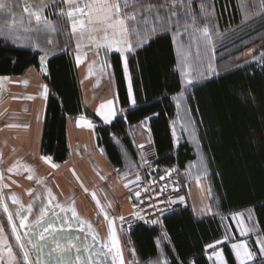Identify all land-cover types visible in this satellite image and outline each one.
<instances>
[{
  "label": "trees",
  "instance_id": "trees-1",
  "mask_svg": "<svg viewBox=\"0 0 264 264\" xmlns=\"http://www.w3.org/2000/svg\"><path fill=\"white\" fill-rule=\"evenodd\" d=\"M156 11L152 9L153 14ZM159 11L164 13V9ZM214 11L221 31L243 23L239 0H214ZM154 23L149 15L144 29H150ZM58 29L60 45L57 51L50 52L48 74L44 75L50 95L42 154L55 163H65L70 155L68 119L79 114L95 120L96 117L83 104L78 70L67 46L68 37L59 25ZM244 49L241 60L245 56ZM236 52L232 54L236 56L240 51ZM261 52H264L263 43L256 55ZM41 57L39 50L14 46L0 39V75L21 76L31 66L41 71ZM109 61L120 105L125 109L110 125L96 127L98 145L105 150L110 163L114 167L123 165L115 136L132 150L128 126L146 118H150L160 168L177 167L183 171L189 163L205 160L214 212L197 218L187 206L181 213L165 218L170 242H164L163 251L170 264H212L208 245L224 238L222 217L232 213L252 209L264 239V61L244 65L238 61L226 68L225 58H221L217 62L219 73L196 84L189 93L188 104L202 157L195 153L189 141L177 148L174 146L172 124L179 113L174 96L183 90V84L172 34L159 32L131 54L129 67L137 99L135 107H130L122 57L113 53ZM158 226L141 224L131 234L138 256L148 263L159 259L156 238L161 231ZM224 253L229 264H237L229 245L224 246ZM251 264H264V258Z\"/></svg>",
  "mask_w": 264,
  "mask_h": 264
},
{
  "label": "crops",
  "instance_id": "crops-1",
  "mask_svg": "<svg viewBox=\"0 0 264 264\" xmlns=\"http://www.w3.org/2000/svg\"><path fill=\"white\" fill-rule=\"evenodd\" d=\"M55 1L56 6H64L67 9V5L60 4L59 0ZM146 3L153 5L163 4V2L154 0ZM156 9L153 7V10ZM139 37L133 39L130 34L129 39L136 42V40H140ZM30 40H32L30 37H25L27 43H30ZM148 42L149 40L146 43ZM78 43L80 47L77 48L76 44L75 48H71L70 51L78 70L83 104L96 117V120L86 114H79L68 119L67 136L70 155L65 163H55L51 157L48 162L42 159V157H45L42 154V139L50 95V87L44 77V75L48 74V64H41V71L37 67L31 66L21 76L0 75V78H7L0 79V174L3 177L0 179V196H3L5 202L8 203L10 211L15 212L20 205L12 204L10 197L14 194L20 203L24 205V211L21 212V215H28V222L33 225L36 231H40L41 229L36 227V221L40 218L41 209L47 205V189H51L56 197L53 205L59 202L66 208L74 206L80 220L85 221V223L80 225L79 220L72 218L70 211L60 212L58 208L51 207L46 213V220L59 225L65 222L67 217L72 224L71 234L78 235L82 243L86 242L92 245L93 247L90 251L100 250L99 255L93 256V264H113L115 249L109 252L108 247H106V245L110 246L111 244L110 231H115L116 233L125 264H130L131 261H136V259L143 264H148L147 261H143L138 256L134 239L123 231L120 218L132 213L135 209L134 196L137 192L139 181L136 177L139 176L140 179L142 175L144 148L154 145L150 118L128 126L132 150L126 146L121 138L115 136V141L123 156V165L120 167H114L110 163L105 150L98 145L96 133V127L99 124L110 125L121 113L125 112V109L120 105L112 63L109 61V57L113 53L119 54L123 61V71L124 59L125 56L127 57L128 75L131 79L132 93L135 99L134 105L129 94L128 97L130 107H135L137 99L129 67V58L131 54L145 46L146 43L136 47L131 53H121L113 49L108 50L110 68L104 67L102 59L105 53L104 49H96L87 38L79 40ZM19 47L34 50L33 47L29 46L22 45ZM175 49L178 60L176 45ZM259 49L260 47L258 49L253 48L249 53L246 52L240 64H246L245 62L251 59L253 54L256 55ZM77 54L81 57V63L79 64L76 62ZM46 57L48 61L50 55L48 54ZM125 80L128 91L129 80L126 77ZM180 93L176 94L174 99ZM109 100L113 101L111 108L100 109V105H106ZM109 111L115 112V115L110 117L109 122H105L103 116L98 115V112L107 114ZM178 116L179 114L176 115L173 124L178 120ZM88 122L91 123V127L88 126ZM9 125L15 126L9 127ZM173 138L175 148L182 142L188 141L185 138L180 139L179 133L178 131L176 132L175 128L173 130ZM192 163H189L187 165L188 168L183 170V172L191 171L190 166ZM52 164H56L58 167H52ZM9 169H12V171H9ZM190 171L189 173L191 174ZM29 175L33 176V179H28ZM197 177L187 175L183 178L188 186L186 200L195 217L203 218L212 215V212L209 211L208 198L203 201L199 200L198 193H202L206 186L204 179L199 177V182H197ZM37 180L40 183H37ZM3 185H7V187H2ZM29 190H32V195H28ZM38 194L39 198H37ZM93 194H95V199H93ZM97 201H99V205ZM30 204L32 205V211L29 214L28 206ZM53 212L58 213V217L54 216ZM16 223H19L18 218ZM88 224H91V229L88 228ZM230 224L231 227L235 226L232 220ZM0 225L4 226L5 234L9 236V242L13 245L15 237L11 236V229L7 224V219L2 209H0ZM249 225L248 227L255 225L256 229L251 234H255L258 240L263 239L255 215L253 221H249ZM158 227L161 234L156 238V245L162 233H166L168 237L166 241H163V244L164 242H170L164 223ZM18 231L21 234V241L30 252L32 262L39 258L41 264H54V261L47 257V250L44 253H40L36 249H31V246L28 245L29 240L35 241L38 239L36 235L29 233L25 236L26 229H18ZM86 233L87 239L85 240ZM93 236L96 237L95 240ZM11 240L13 241L11 242ZM240 242H245L248 250H250L246 240L235 241L231 246ZM41 243L45 242L42 241ZM163 244L162 246L157 245L158 257L162 259L163 257L159 254L163 251ZM225 245L229 244L223 245V251H219L218 247L209 248L210 251L212 250V264H220L217 259V253L221 254L224 264H229L224 253ZM130 248L135 250L136 259L135 256L132 257ZM233 253L235 254V249ZM83 255L87 257L89 253L84 252ZM6 259L7 257L5 256ZM251 262H254V258ZM116 264H119V260H116Z\"/></svg>",
  "mask_w": 264,
  "mask_h": 264
},
{
  "label": "snow or ice",
  "instance_id": "snow-or-ice-1",
  "mask_svg": "<svg viewBox=\"0 0 264 264\" xmlns=\"http://www.w3.org/2000/svg\"><path fill=\"white\" fill-rule=\"evenodd\" d=\"M24 12L28 14V17H34L35 24H28L24 26L23 20H21L19 28L17 27V20L15 15H12L11 22H5L4 29L0 31V38L4 39L6 42L11 41L13 44H20L21 34L20 28L24 33H35L40 34L47 32L49 30L55 31V28H51L50 22L46 16L43 15L45 9L49 6L47 0H23ZM60 4L67 5V9H61L57 16H64L71 22V34L76 37L79 41L83 38L91 41L96 49L112 50L115 49L121 53H131L135 50L137 46H142L140 40L129 39L130 34L133 39L141 36V29L139 24L143 23L145 26L148 24V16L152 15L155 21L153 27L150 29L151 32H155L157 28L163 29L165 31L175 30L179 35H184L188 33L189 35L195 37V33L199 32L200 37L205 41V52L207 50L206 46L210 38L209 27L207 23L201 28L197 22V17L192 15L188 11L191 7L193 0H170L159 5H153L151 3H146V0H59ZM179 5L184 9L183 13H178L175 9ZM53 7H55V0H53ZM248 6L254 10L255 14L264 16V0H248ZM153 7L157 8L155 14L152 13ZM199 7L201 12L205 13V19L210 21L212 18V13L214 12V0L212 4L208 3V0H199ZM6 8L3 0H0V12L4 11ZM159 9H164L163 15H161ZM189 18L191 22L189 23ZM183 21V24L181 23ZM181 28L183 29L181 31ZM191 29V32H189ZM48 44L52 43V40H47ZM30 47H34L39 51L44 52V56L41 57L43 61L48 55L47 51L40 46L35 40H30ZM80 44L77 43V48ZM181 55L183 56V62L188 64L189 57L192 55L190 51L181 50ZM202 55L199 45L196 47V56L200 57ZM264 61V53H261L257 58ZM77 64L81 63V57L79 54L76 56ZM211 69V65H209ZM124 72L126 79L129 80L128 94L131 98V102L134 105L135 99L133 98L131 79L128 75V64L127 57L124 59ZM0 79H7L6 77ZM189 84L192 81L189 79L187 81ZM46 91V88H45ZM31 99V97H29ZM113 104L112 100L107 101V104H101L100 109L105 107L111 108ZM98 115L103 116L105 122H109L110 117L115 115V112L109 111L107 114L103 112H98ZM15 125H9V127H14ZM88 126L91 127V123L88 122ZM46 162L50 161V157H42ZM15 167V165H14ZM52 167H58L56 164H52ZM12 171V169H9ZM2 174H0V179H2ZM28 179H33V176L29 175ZM164 177H161L163 179ZM139 180V176L136 177ZM199 182V177L196 178ZM37 183H40L37 180ZM2 187H7L3 185ZM87 191V189H85ZM28 195H32V190H29ZM47 205L41 209L40 218L36 221V227L41 229L36 231L31 223L28 222V215H21L24 211V205L20 203L17 197L13 194L10 197L12 204H19V208L15 212L10 211L8 203L5 202L3 196H0V209L6 216L7 224L11 229V236L15 237L16 246H18L20 252L19 255L14 253L13 245L9 242V236L5 234V229L3 225H0V264H41L38 258L35 262L30 261V252L26 249V245L21 243V234L18 229H26L24 233L27 236L29 233L36 235L37 240H29L28 245L31 249H36L40 253L46 251L47 257L54 261V264H93V256L99 255L100 250L96 249L95 252L90 251L93 247L86 242H81L78 235L71 234L72 224L70 220L66 217L65 222L57 225L56 223L46 220V213L49 208H58L60 212H71L72 218L79 220L80 225H83L85 221L80 220L75 207H65L59 202L53 205V201L56 200L55 195H53L51 189H47ZM140 193L136 192V196L139 197ZM39 198V194L37 196ZM93 199H95V194H93ZM183 200V197H181ZM74 204V202H73ZM99 205V201H97ZM110 206V205H109ZM32 211V205L28 206V213ZM54 216L58 217V213L53 212ZM240 215V214H236ZM106 218L107 215L105 214ZM138 219H143L142 216L136 214ZM18 218L19 223H16ZM123 220V217L120 218ZM251 220V214L248 217ZM152 224L158 223V221H151ZM241 226V235H247L249 232L255 231V225L251 227L244 226L243 220L237 222ZM91 224H88V228L91 229ZM82 230V229H81ZM87 239V233L85 240ZM95 240L96 237L93 236ZM168 239L166 233H162L160 239L157 241L158 246H162L163 241ZM110 246L108 251L112 252L115 249V256L113 264H116V260H119V264H125L123 259L122 251L119 248V240L116 236L115 231H110ZM45 243H41V242ZM219 243V242H217ZM259 250L264 254V239L258 240ZM209 248H213L214 245H208ZM232 248L235 249V255L239 261V264H247V261L253 258V254L247 248L245 242L234 243ZM84 252L89 253L87 257L83 255ZM132 255L135 256V250H131ZM163 257V264H170L169 259L163 251L159 254ZM217 259L220 264H224V261L220 253H217ZM5 256L7 259L5 260ZM130 264H136L133 260ZM157 264H160L159 260Z\"/></svg>",
  "mask_w": 264,
  "mask_h": 264
},
{
  "label": "rangeland",
  "instance_id": "rangeland-1",
  "mask_svg": "<svg viewBox=\"0 0 264 264\" xmlns=\"http://www.w3.org/2000/svg\"><path fill=\"white\" fill-rule=\"evenodd\" d=\"M146 1L153 2V0H146ZM154 1H160L163 3L170 2V0H154ZM239 1H240L242 13H243V19H244L243 23L239 27L232 28L227 31H221L217 23L215 11L212 13L211 20L208 21L205 19V13L201 12L200 10L199 0H193V3L191 7L189 8L190 10L188 11L192 13V15L197 17V22L201 28L206 23L209 27L210 38L206 46L207 48L206 52H205V41L203 40L202 37H200L199 32L195 33V37H193L189 35L188 33H185L184 35H179L177 31L175 30L174 26L172 27V30L168 31L172 34L176 48H177L178 69H179V72L182 78V84H183V91H181V93L175 98L177 102V106L179 108V113H178L179 116L177 118L178 120L174 122L173 124V130L175 128L176 132L178 131L180 139L182 138L187 139L190 142V144L193 146L195 153H197L201 157H202V152L199 146L200 143H199V139L197 136V129L195 127V123L193 121V117L191 115L190 107L188 104L189 93L192 91L193 87L196 84L203 82L207 80L208 78H211L212 76H215L219 73V69L217 67V62L219 61V59L225 58L223 65H225L226 68H230L234 64H236V62L241 61V56H242L244 48L246 49V50L244 49L245 53L246 52L249 53L253 48L258 49L259 47H261L262 43L264 44V42H261L264 39V16L255 14L254 10L248 6V0H239ZM3 2L5 3L6 8L4 11L0 13L6 12L9 9V6L7 5L9 0H3ZM209 2L210 1L208 0V3ZM178 6L179 5H177L175 10L178 13H183L184 9H179ZM62 8L65 9L64 6H61V7L56 6L55 9H53L54 11H52L51 17H50L51 18L50 20L52 23L50 24V26L54 25L53 28L56 29L57 34H55L54 31L50 30L48 34L46 35L44 41H42V43H44L43 48L47 51L48 54H50V52L48 51L49 47H51L52 44L54 45L53 42H54V39L57 38V35L59 38L58 43L60 45L58 25L61 27L62 31L67 34V37H68L67 46L70 49L75 48L76 44L78 43V40L76 39V37L71 34V22L67 19V17L57 16L55 14V13H58ZM161 15L163 14L161 13ZM190 22H191V19L189 18V23ZM181 23L183 24V21H181ZM153 25H151L150 29L153 27ZM139 28L141 29V36L139 38L142 44L146 43L151 37L158 34L159 32H165V30L160 29V28H157L155 32H151L150 29L145 30L144 29L145 25L143 26V23L139 24ZM182 30L183 29L181 28V31ZM0 31H2L1 28H0ZM189 32H191V29H189ZM48 39L52 40L51 44L47 43ZM2 40L7 44H11V45L18 46V47L22 45L23 46L29 45V43L25 41V38H21L19 45L13 44L11 43V41L6 42L4 39ZM197 45H199L201 52H202V55L200 57L196 56ZM33 49L36 50L34 47ZM182 49L184 51H190L192 53V55L189 57L188 64H185L183 62V56L181 55ZM237 49H239L240 52L237 51ZM236 51L239 52V54L234 56V54L232 53H235ZM104 52H105L103 55L104 57L102 58L104 67L110 68V63L108 61L109 51L105 50ZM261 53H264V52H261ZM260 54L259 55L253 54V57L247 60L245 63H250L252 61H257L258 63H261L262 61L257 59L260 56ZM40 55L41 56L44 55V52L40 51ZM209 65H211V69H214V71L209 69ZM189 79L192 81L191 84L187 82ZM190 167H191V171L188 170L186 173L179 170L177 167H175V169L172 172H174L176 176L179 177L181 183H183L184 185L186 183L184 182L183 178L187 175L198 176L204 179L206 189H204L202 193L201 192L198 193V196L200 197L199 200L201 199L203 201L204 199L208 198L209 211L212 212L213 214L214 207L211 204L212 195H211V191L208 186V181H207L208 173H207V167L205 164V160L202 158L201 160L198 159L195 162H193ZM189 171L191 172V174L189 173ZM236 214H240V215H236ZM249 214H251V221H253L254 211L252 209L232 213L230 215L222 217L224 227H225V236L223 239L218 241L219 243L216 242L215 244H213L214 248L218 247L219 251H223V245L229 244L232 251H234V249L231 246L233 242L240 241V240H246L248 242V246L250 250L252 251L254 262L259 258H264V254H262L259 250L258 237L255 236V234H251V232H249L247 235H241V226L237 222L243 220L244 226H247V227L250 226L249 225L250 220L248 219ZM231 220L235 225L234 227H231V224H230ZM128 236L130 235L128 234ZM12 241L13 240H11V242ZM131 250L132 249L130 248V252ZM13 251L14 253H17L19 255V252H20L19 249L13 247ZM211 252L212 250L211 251L209 250L208 252V255L210 258H211ZM131 255H132V252H131ZM253 258L247 261V264L253 263L251 262L253 261ZM135 259H136V256H135ZM235 259H236L237 264H239V261L236 255H235ZM158 260L160 264H163L162 258L151 261L148 264H157ZM135 262L136 264H143L139 262V260L137 259Z\"/></svg>",
  "mask_w": 264,
  "mask_h": 264
},
{
  "label": "built area",
  "instance_id": "built-area-1",
  "mask_svg": "<svg viewBox=\"0 0 264 264\" xmlns=\"http://www.w3.org/2000/svg\"><path fill=\"white\" fill-rule=\"evenodd\" d=\"M159 160L160 156L155 146L144 148L143 171L137 189L140 195L134 196V211L124 215L121 220L123 231L129 235L139 225L152 224L153 220L158 223L152 225L161 226L166 217L181 213L188 206L186 200L188 186L181 183L179 177L172 172L175 167L160 168ZM137 213L143 217L142 220L137 218Z\"/></svg>",
  "mask_w": 264,
  "mask_h": 264
},
{
  "label": "flooded vegetation",
  "instance_id": "flooded-vegetation-1",
  "mask_svg": "<svg viewBox=\"0 0 264 264\" xmlns=\"http://www.w3.org/2000/svg\"><path fill=\"white\" fill-rule=\"evenodd\" d=\"M48 2V7L45 9L43 15L47 17V19L49 20L50 24L51 23V13L52 11H54L53 9H55L56 7V1H55V7H53V0H47ZM148 2V1H146ZM7 5L9 6L8 11L0 13V28L3 30L4 26H5V22H11L12 19V15L14 14L17 20V27L19 28L21 20H23L24 22V26H27L28 24H35V20L34 17H28V14L24 12V3L23 0H9V2L7 3ZM54 26V25H53ZM53 26H51V28H53ZM20 30V34L22 38H25L26 36L30 37L32 40H35L37 43L40 44V46L43 48V44L42 41H44L46 35L48 34V32H43L40 34H35V33H24L22 31V28L19 29ZM55 34H57V31L55 29ZM58 35L57 38L54 39V45L52 44L51 47H49V52H55L57 51V49L59 48V40H58ZM58 40V41H57ZM13 247L18 248V246H16V242L14 241L13 243Z\"/></svg>",
  "mask_w": 264,
  "mask_h": 264
},
{
  "label": "water",
  "instance_id": "water-1",
  "mask_svg": "<svg viewBox=\"0 0 264 264\" xmlns=\"http://www.w3.org/2000/svg\"><path fill=\"white\" fill-rule=\"evenodd\" d=\"M43 56H44V55H43ZM48 60H49V59H48ZM46 63L48 64L47 57H45V59H44L43 61L41 60V64H42V65H46Z\"/></svg>",
  "mask_w": 264,
  "mask_h": 264
}]
</instances>
